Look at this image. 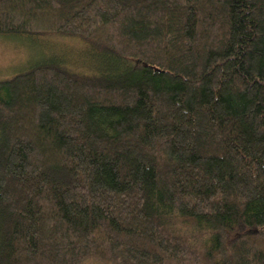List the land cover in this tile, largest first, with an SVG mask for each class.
<instances>
[{
    "label": "trees",
    "instance_id": "obj_1",
    "mask_svg": "<svg viewBox=\"0 0 264 264\" xmlns=\"http://www.w3.org/2000/svg\"><path fill=\"white\" fill-rule=\"evenodd\" d=\"M49 36L95 64L0 79V264H264V0H0Z\"/></svg>",
    "mask_w": 264,
    "mask_h": 264
},
{
    "label": "rangeland",
    "instance_id": "obj_2",
    "mask_svg": "<svg viewBox=\"0 0 264 264\" xmlns=\"http://www.w3.org/2000/svg\"><path fill=\"white\" fill-rule=\"evenodd\" d=\"M89 53L78 41L55 36L35 39L0 37V79L23 72L51 56H61L73 69L90 71L95 62Z\"/></svg>",
    "mask_w": 264,
    "mask_h": 264
}]
</instances>
